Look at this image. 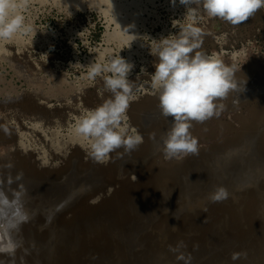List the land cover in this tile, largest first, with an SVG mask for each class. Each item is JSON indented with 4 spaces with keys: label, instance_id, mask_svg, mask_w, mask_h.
Here are the masks:
<instances>
[{
    "label": "rangeland",
    "instance_id": "374dc122",
    "mask_svg": "<svg viewBox=\"0 0 264 264\" xmlns=\"http://www.w3.org/2000/svg\"><path fill=\"white\" fill-rule=\"evenodd\" d=\"M17 3L25 23L31 26L32 31L27 34L18 33L10 41L0 42V124L8 126L12 135L8 142H4L5 145L0 143V162L9 159L15 163L13 176L19 169L23 171L26 177L21 182L28 190L26 206L38 213L33 222L27 223L30 228L26 234L23 233L24 245L30 251V243L35 242V248L40 251L32 249V252L41 256L49 251L43 258L30 251L33 255L26 256V264H177L175 255L167 247L175 246L181 240L187 245L184 251L193 256L192 264H233L230 252L243 249L248 254L247 259L237 261L236 264H264V116L260 115L256 119L262 129L253 127L251 132L257 130L248 138L239 135V139L242 138L240 143L245 146L239 145V151L232 154L230 163H219L217 166L215 158L221 152L216 149L217 152L211 151L214 149L209 146L222 136L217 138L212 134L213 137H207L205 134L207 138L202 137L203 140L199 142V149H204L199 152H204L203 155L187 156L182 161L187 162L193 158L195 164L193 161L187 162L186 168H181L171 179L163 178L164 181L152 179L154 173L150 170L154 167V157L161 156L163 161H168L163 154H155L160 152L157 140L160 139L161 143L162 136L171 127V117L166 119L156 113L147 118L143 128L148 133L144 135L133 125V118L128 111L130 127L137 129L144 137V142L122 159L117 158L114 173L106 171L109 163L91 164L87 156L88 142L77 137L73 131L76 119L85 110L94 109L111 97V93L105 90L102 76L96 77L94 81L87 79L88 68L92 63L104 64L110 58L120 55L135 65L129 76V80L136 86L133 101L157 95L151 87V74L155 71L154 63L158 62V58L150 54V49L162 38L178 35L180 25L192 22L179 0H176L175 6L171 0H17ZM195 26L205 33L199 50L214 54L226 66L234 65L236 68L234 75L239 90L230 92L223 101L227 108L219 119L231 123L235 129L238 123L232 119L234 113L247 117L248 111H256L257 114L260 108L262 114L264 8L249 20L233 26L218 18H209L201 7ZM252 62L253 70H246V66ZM254 62L260 67L255 66ZM141 68L146 71H141ZM243 89L245 92H242ZM236 96L238 104L234 105ZM242 130L245 133L249 129ZM234 131L237 129L229 135L225 133V137L236 134ZM151 133H155L156 140L149 138ZM75 147L81 153L76 161L72 156ZM197 156H201L196 159L199 162L194 160ZM146 171H150V174L144 175L145 179L136 174H144ZM133 174L137 177L136 181L132 178ZM64 177L66 180H62ZM140 182L142 184L137 190L132 188ZM219 185L226 187L235 199L230 197L220 204L210 203L207 197ZM120 190L125 192L116 206L100 204V201H105L102 198H113V191ZM83 204L88 205L89 211ZM98 205L103 208L99 209ZM57 206H62V210L56 211ZM205 208L206 213L201 211ZM50 213H55L54 218L50 226L41 231ZM205 218L206 222H203ZM64 219L69 220L68 224ZM35 230L37 233L40 231V235ZM195 244H198V250H194ZM79 250L81 253H78ZM21 253H17V256H21ZM92 254H98V259L91 260L89 257ZM77 256L80 260L75 259Z\"/></svg>",
    "mask_w": 264,
    "mask_h": 264
},
{
    "label": "clouds",
    "instance_id": "9594fccd",
    "mask_svg": "<svg viewBox=\"0 0 264 264\" xmlns=\"http://www.w3.org/2000/svg\"><path fill=\"white\" fill-rule=\"evenodd\" d=\"M171 2L176 5V0ZM179 4L186 8L192 22L180 25L178 35L162 38L150 49V54L158 58V62L154 63L155 71L151 74V87L158 94L161 115L166 119L172 118L171 127L161 138L158 150L165 160L178 162L189 155L199 154L198 138L191 132L194 123L203 124L213 118L218 119L226 110L223 101L230 92L239 90L234 75L235 66H226L214 54L199 50L205 35L200 27L195 26L200 8L209 18H218L237 26L264 8V0H179ZM31 31L17 0H0V42L10 41L18 33ZM134 67L133 63L118 55L104 64L92 63L88 68L87 79L94 81L102 76L105 90L111 93V97L96 108L85 110L73 126L74 134L88 142L87 156L93 164L107 165L112 153L122 159L144 142V137L128 123L130 102L135 99L133 90L136 86L129 80ZM141 71L146 69L141 68ZM233 104H238V99L233 100ZM0 131L5 135L11 134L4 124H0ZM149 138L155 140V133H151ZM120 149L123 151H118ZM14 168L11 160L0 163V257H6L0 258V264H17V252L20 250L23 255L19 257V264H26L25 257L31 253L29 248L24 247L21 230L38 214L37 210L26 206L28 190L21 182L24 173L21 170L13 176ZM132 178L137 180L134 174ZM230 197L232 194L228 189L219 185L209 193L207 200L223 203ZM60 210L62 206H57L56 211ZM201 211L206 213L207 209ZM54 215L50 213L46 217L41 231L51 224ZM35 247V242H32L30 248ZM186 248L183 240L175 246H168V251L175 254L177 264H192L193 256L184 251ZM197 248L194 245V250ZM247 256V252L241 250L231 253L230 259L236 264L246 260ZM89 258L97 260L98 255L92 254Z\"/></svg>",
    "mask_w": 264,
    "mask_h": 264
},
{
    "label": "bare ground",
    "instance_id": "6f19581e",
    "mask_svg": "<svg viewBox=\"0 0 264 264\" xmlns=\"http://www.w3.org/2000/svg\"><path fill=\"white\" fill-rule=\"evenodd\" d=\"M251 62V61H250ZM252 67H253V62L252 63H249L247 66H246V70L247 69H249V70H251L252 69ZM245 69H244V72H245ZM253 70V69H252ZM247 72V71H246ZM260 85V84H259ZM242 88V87H241ZM261 88V87H260ZM252 89H254V88H252ZM257 89V88H256ZM262 89V88H261ZM246 90V89H245ZM251 90V89H250ZM242 92H245V91H242ZM239 93V92H238ZM235 94V93H234ZM234 98H235V96H233ZM237 97V96H236ZM233 99V98H232ZM236 99V98H235ZM234 99V100H235ZM237 99H238V97H237ZM229 103H230V101H229ZM243 104V103H242ZM233 106V105H232ZM236 106H238V105H236ZM227 108V107H226ZM262 108V107H261ZM236 109V108H235ZM235 109H233L232 111H234ZM258 113L256 114V111H248L246 114H247V117H244L242 114H236V113H234L233 115H232V119L236 122V124L238 123V125L236 126V128L235 129H237V131H239V132H237V131H234V132H236V134H232V135H230V137H228V136H226L225 137V133H230L231 131H233V130H235L233 127H235V126H233L231 123H229V122H225V121H223V120H220L219 118L218 119H216V118H213V119H211L210 121L213 123L212 125H214V126H211V123L209 122V121H206L205 123H203V124H199V123H194V127L191 129V132L193 133V134H195L194 136L195 137H197L198 138V141L200 142L201 141V139H202V137H213V135H214V137H219V136H222V138L221 139H217L216 140V143H214V144H210L211 146H209L211 149L213 148L214 150H211V151H220L221 153H218L217 155H216V158L215 159H217V166H219L218 164L219 163H221V164H224V165H226L227 164V162H229L230 161V159H232V154L235 152V151H239L238 149H239V145H243V146H245V144H243V143H240V139H242L243 137H245V138H248L254 131H256L258 128H260V124L261 123H258L257 122V117H259L260 115H262V116H264V111H262V114H261V109L259 108L258 109ZM229 112V111H228ZM224 113V112H223ZM246 116V115H245ZM256 123H258V124H256ZM202 126H203V128H202ZM214 127V128H213ZM257 128V129H255L254 131H250V130H253L254 128ZM262 127H264V125H262ZM253 128V129H252ZM208 130V131H205V130ZM242 129H245V130H247V129H249V130H247L245 133H244V131L242 130ZM260 129H262V128H260ZM155 130H156V128H155ZM227 131V132H224V131ZM198 131H200V132H198ZM262 131V130H261ZM164 133V132H163ZM166 133V132H165ZM243 133V134H242ZM260 133V132H259ZM258 133V134H259ZM205 134H206V136H205ZM213 134V135H212ZM244 134H246V136H243ZM262 134H264V133H262ZM261 134V135H262ZM145 135V134H144ZM218 135V136H217ZM229 135V134H228ZM239 135L240 136H242V138H240L239 139ZM12 137V135L10 134L9 136L8 135H5L2 131H0V143H3L4 144V142L5 141H9L10 140V138ZM161 136V135H160ZM255 136V135H254ZM256 136H258V135H256ZM163 137V136H162ZM206 137V138H207ZM260 137H262V136H260ZM206 138H204V140L206 141ZM251 138H252V136H251ZM13 139V138H12ZM210 139V138H209ZM209 139H207V140H209ZM253 139V138H252ZM262 139H264V138H262ZM156 140V139H155ZM160 140V139H159ZM159 140H157L158 141V146H160V142H159ZM203 140V139H202ZM146 141V140H145ZM210 141V140H209ZM243 141H246V140H243ZM249 141V140H248ZM247 141V142H248ZM262 141H264V140H262ZM6 142V143H7ZM245 143V142H244ZM262 143V142H261ZM2 144V145H3ZM5 145V144H4ZM11 145V144H10ZM142 146V145H141ZM249 146V145H248ZM146 147V146H145ZM157 148V147H156ZM216 149V150H215ZM204 150V149H203ZM202 149L200 150V151H203ZM209 151H210V149H208ZM119 151V150H118ZM208 151V152H209ZM216 151V152H217ZM17 153V152H16ZM136 153V152H135ZM140 153H141V151H140ZM200 153V152H199ZM204 153V152H203ZM203 153L201 154V156L203 155ZM207 153V152H206ZM237 153V152H236ZM239 153H241V152H239ZM261 153V152H260ZM80 150L78 149V147H75V149H73V153H72V156H74V158H75V161H76V159H78L79 157H80ZM133 154V153H132ZM162 153H156L155 155H161ZM262 154H264V153H262ZM17 156H19V153H17L16 154ZM235 155V154H234ZM252 155H253V153H252ZM14 156V155H13ZM13 156H11V157H13ZM199 156V155H198ZM198 156L197 157H194L195 159L194 160H196V159H199L198 158ZM220 156V157H219ZM22 157V156H21ZM21 157H19L21 160L23 159V158H25L24 156H23V158H21ZM135 157V156H134ZM215 157V156H214ZM241 157V156H240ZM152 159V158H151ZM189 159V158H188ZM238 159L240 160V158L238 157ZM9 160V159H8ZM17 160V159H16ZM184 160V159H183ZM185 160H186V158H185ZM190 160V159H189ZM187 161V162H191V161H193V158H192V160H190V161ZM238 160V161H239ZM3 161V160H2ZM5 161V160H4ZM12 161V160H11ZM14 161V160H13ZM114 161V162H113ZM122 161V160H121ZM124 161V160H123ZM134 161V160H133ZM147 161V160H146ZM197 161V160H196ZM201 161V160H200ZM232 161V160H231ZM230 161V162H231ZM237 161V160H236ZM254 161V160H253ZM256 161V160H255ZM15 162V161H14ZM116 162H117V158H116V154L115 153H112V154H110V161H109V164H108V168H107V172H110V173H114L115 172V169H116ZM120 162V161H119ZM137 162H140V161H137ZM177 162V161H176ZM175 161H173V160H168L167 162H165V161H163L162 160V158H161V156H158V157H154V161H152V163H153V165H154V167L153 168H151V172H153L154 173V176H153V178L152 179H154L155 181H157V180H162V181H164V179L163 178H166L167 180H168V178H172V177H175L174 175L176 174V172H179V170L181 169V168H186L187 167V162L186 161H182V162H178V163H176ZM197 162H199V161H197ZM202 162V161H201ZM229 162V163H230ZM1 163V162H0ZM18 163V162H17ZM133 163V162H132ZM145 163V162H144ZM193 163H194V161H193ZM239 163H240V161H239ZM15 164V163H14ZM24 164H26V163H24ZM28 164H29V162H28ZM36 164V163H35ZM91 164H93V163H91ZM90 163H89V165H91ZM136 164V163H135ZM195 164V163H194ZM16 165H21V164H16ZM98 165V164H97ZM197 165V164H196ZM232 165H233V163H232ZM33 166V168H34V165H32ZM31 166V167H32ZM83 166V165H82ZM86 166H88V165H86ZM100 166V165H99ZM98 166V167H99ZM141 166V165H140ZM186 166V167H185ZM214 166V165H213ZM237 166V165H236ZM36 167V166H35ZM81 167V166H80ZM84 167V166H83ZM89 167V166H88ZM96 167L97 166H95V168L94 169H96ZM221 167V166H220ZM219 167V168H220ZM18 168H20V167H18ZM17 168V169H18ZM41 168V167H40ZM46 168V167H45ZM82 168V167H81ZM80 168V169H81ZM120 168V167H119ZM218 168V167H217ZM22 169V168H21ZM85 169V168H84ZM84 169H81V170H84ZM16 170V169H15ZM39 169H37V171H38ZM51 170V169H50ZM53 171H54V169H52ZM51 170V171H52ZM87 170V169H86ZM91 170V169H90ZM102 170V169H101ZM100 170V171H101ZM18 171H20V169L18 170ZM29 171V170H28ZM33 171V170H32ZM137 171V170H136ZM150 171L148 172V171H146L144 174H138L137 172H136V174L139 176L140 175V177H144V179H145V177L146 176H144V175H149L150 174ZM215 171V170H214ZM31 172V171H30ZM29 172V173H30ZM42 172V171H41ZM40 171H39V173H41ZM135 172V171H134ZM235 172V171H234ZM240 172H241V170H240ZM32 173V172H31ZM38 173V172H37ZM67 173V172H66ZM14 174V173H13ZM45 174V173H44ZM44 174H43V176H44ZM180 174V173H179ZM37 175V174H36ZM40 175V174H39ZM47 175V174H46ZM108 175V174H107ZM233 175V174H232ZM25 176V175H24ZM30 176V175H29ZM33 176V175H32ZM31 176V177H32ZM50 176H51V174H50ZM126 176V175H125ZM26 177V176H25ZM37 177L39 178V176L37 175ZM42 177V176H41ZM48 177V176H47ZM107 177V176H106ZM222 177V176H221ZM46 178V177H45ZM51 178V177H50ZM117 178V177H116ZM247 178V177H246ZM54 179H56V178H54ZM210 179V178H209ZM61 180V179H60ZM71 180V179H70ZM115 180V179H114ZM121 180V179H120ZM119 180V181H120ZM141 180V179H140ZM142 180H143V178H142ZM39 181V180H38ZM127 181V180H126ZM187 181V180H186ZM114 182V181H113ZM159 182V181H158ZM180 182V181H179ZM214 182V181H213ZM66 183V182H65ZM130 183V182H129ZM219 183V182H218ZM233 183V182H232ZM244 183V182H243ZM115 184V183H114ZM119 184V183H118ZM141 184H142V182H140V183H136L135 185H134V187H132V188H134V189H138L140 186H141ZM145 184V183H144ZM149 184H151L150 182H149ZM153 184V183H152ZM156 184H158V183H156ZM177 184H179V183H177ZM176 184V186H177V188H178V185ZM127 185V184H126ZM133 185V184H132ZM240 185V184H239ZM243 185V184H242ZM121 186H123V185H121ZM244 186V185H243ZM249 186V185H248ZM119 187V186H118ZM232 187V186H231ZM122 188H124V187H122ZM127 188V187H126ZM229 188V187H228ZM118 189V188H117ZM143 189H144V186H143ZM162 189V188H161ZM247 189V188H246ZM116 190V189H115ZM141 190V189H140ZM158 190V189H157ZM156 190V191H157ZM160 190V189H159ZM163 190L165 191V189L163 188ZM194 190V189H193ZM192 190V191H193ZM139 191V190H138ZM173 191V190H172ZM179 191V190H178ZM257 191V190H256ZM69 192V191H68ZM103 192V191H102ZM113 192H115L114 193V196L113 195H111V196H113V198H110V199H106V198H102V199H105V201L104 200H102V201H100V204L102 205V204H115V206H116V204H118L119 203V200L120 199H122L121 197H123L122 195L124 194L123 192H125V191H123V190H120V191H113ZM134 192V191H133ZM155 192V191H154ZM153 192V193H154ZM195 192V191H194ZM158 193V192H157ZM176 193V192H175ZM253 193V192H252ZM251 193V194H252ZM108 194V193H107ZM141 194V193H140ZM173 194V193H172ZM136 195V194H135ZM194 195V194H193ZM203 195V194H202ZM253 195V194H252ZM255 195V194H254ZM253 195V196H254ZM39 196V195H38ZM87 196V195H86ZM106 196V195H105ZM171 196V195H170ZM175 196V195H174ZM194 196H196V195H194ZM56 197V196H55ZM64 197V196H63ZM70 197V196H69ZM106 197H108V196H106ZM128 197V196H127ZM164 197V196H163ZM186 197V196H185ZM198 197V196H197ZM35 198V197H34ZM85 198V197H84ZM199 198V197H198ZM37 199V198H36ZM125 199H126V197H125ZM151 199V198H150ZM154 200H155V198H153ZM162 199V198H161ZM256 199V198H255ZM185 200V199H184ZM190 200V199H189ZM40 201V200H39ZM75 201V200H74ZM84 201H85V199H84ZM122 201V200H121ZM134 201V200H133ZM158 201V200H157ZM163 201V200H162ZM202 201V200H201ZM51 202V201H50ZM79 202V201H78ZM86 202V201H85ZM136 202V201H135ZM138 202V201H137ZM173 202V201H172ZM252 202V201H251ZM255 202V201H254ZM49 203V202H48ZM99 203V202H98ZM130 203V202H129ZM79 204H80V202H79ZM121 204V203H120ZM126 204V203H125ZM131 204V203H130ZM137 204V203H136ZM218 204H220V203H218ZM35 205V204H34ZM78 205V204H77ZM83 205H85V204H83ZM97 205V204H96ZM101 205L99 206L100 208L99 209H102L101 208ZM132 205V204H131ZM150 205V204H149ZM156 205H158L157 203H156ZM164 205V204H163ZM173 205V204H172ZM199 205V204H198ZM225 205V204H224ZM244 205V204H243ZM251 205H254V204H251ZM82 206V205H81ZM86 207L88 206V205H85ZM102 206H104V205H102ZM138 206V205H137ZM153 206V205H152ZM151 206V207H152ZM181 206V205H180ZM250 206V205H249ZM78 207H80V206H78ZM85 207V208H86ZM150 207V206H149ZM179 207V206H178ZM203 207V206H202ZM82 208L84 209V207L82 206ZM91 208V207H90ZM93 208H95V207H93ZM139 208V207H138ZM137 208V209H138ZM212 208V207H211ZM219 208V207H218ZM217 208V209H218ZM74 209H77V208H75L74 207ZM73 209V210H74ZM96 209V208H95ZM105 209V208H104ZM162 209V208H161ZM193 209V208H192ZM215 209V208H214ZM226 209V208H225ZM250 209V208H249ZM248 209V210H249ZM254 209V208H253ZM257 209V208H256ZM72 210V209H71ZM78 210V209H77ZM77 210H75V211H77ZM80 210H82V209H80ZM87 211H89V208L87 207V209H86ZM94 210V209H93ZM93 210H92V212H93ZM115 210V209H114ZM146 210V209H145ZM144 210V211H145ZM157 210V209H156ZM155 210V211H156ZM160 210V209H159ZM231 210V209H230ZM262 210H264V209H262ZM84 211V210H83ZM95 211V210H94ZM97 211V210H96ZM99 211V210H98ZM116 211V210H115ZM119 211V210H118ZM163 211V210H162ZM253 211V210H252ZM47 212V211H46ZM74 212V211H73ZM79 212V211H78ZM81 212V211H80ZM109 212V211H108ZM164 212V211H163ZM254 212V211H253ZM167 213V212H166ZM171 213V212H170ZM201 213V212H200ZM199 213V214H200ZM243 213V212H242ZM247 213H249L248 211H247ZM251 213V212H250ZM72 214V213H71ZM79 214V213H78ZM85 214V213H84ZM87 214V213H86ZM147 214V213H146ZM161 214V213H160ZM186 214V213H185ZM233 214V213H232ZM253 214V213H252ZM49 215V214H48ZM60 215V214H59ZM68 215V214H67ZM109 215V214H108ZM111 215V214H110ZM170 215V214H169ZM237 215V214H236ZM243 215V214H242ZM251 215V214H250ZM72 216V215H71ZM76 216V215H75ZM184 216V215H183ZM192 216V215H191ZM222 216V215H221ZM232 216V215H231ZM63 216H61L60 218H62ZM113 217V216H112ZM166 217V216H165ZM64 218V217H63ZM62 218V219H63ZM67 218V217H66ZM73 218V217H72ZM75 218V217H74ZM77 218V217H76ZM229 218V217H228ZM253 218H254V216H253ZM61 219V220H62ZM81 219V218H80ZM189 219V218H188ZM213 219V218H212ZM231 219V218H230ZM234 219V218H233ZM66 219H64V221H65ZM69 220H70V218H69ZM69 220L67 221V222H65V223H67L68 224V222H69ZM74 220V219H73ZM209 220V219H208ZM236 220V219H235ZM256 220V219H255ZM35 221V220H34ZM58 221V220H57ZM194 221V220H193ZM217 221V220H216ZM249 221V220H248ZM33 222V221H32ZM62 222H63V220H62ZM74 222H76V221H74ZM184 222V221H183ZM211 222V221H210ZM221 222V221H220ZM64 223V224H65ZM143 223V222H142ZM172 223V222H171ZM170 223V224H171ZM223 223V222H222ZM29 224V223H28ZM28 224H24L23 226H22V230H21V235L23 236L24 234L23 233H27V231H28V229L30 228V225H28ZM62 224V223H61ZM73 224V223H72ZM193 224V223H192ZM237 224V223H236ZM252 224V223H251ZM257 224V223H256ZM37 225V224H36ZM58 225V224H57ZM63 225V224H62ZM168 225V224H167ZM219 225V224H218ZM233 225H235V224H233ZM232 225V226H233ZM262 225H264V224H262ZM50 226V225H49ZM60 226V225H59ZM171 226V225H170ZM249 226V225H248ZM260 226V225H259ZM87 227V226H86ZM172 227V226H171ZM180 227H181V225H180ZM214 227V226H213ZM224 227V226H223ZM234 227V226H233ZM38 228V227H37ZM81 228V227H80ZM170 228V227H169ZM237 228V227H236ZM240 228V227H239ZM47 229V228H46ZM82 229V228H81ZM159 229H161V228H159ZM185 229V228H184ZM249 229V228H248ZM34 230V229H33ZM55 230V229H54ZM84 230V229H83ZM97 230V229H96ZM153 230V229H152ZM227 230V229H226ZM239 230H241V229H239ZM243 230V229H242ZM250 230V229H249ZM116 231V230H115ZM181 231V230H180ZM183 231V230H182ZM202 231H203V229H202ZM213 231V230H212ZM231 231V230H230ZM38 232V231H37ZM36 232V230H35V233H37ZM45 232V231H44ZM73 232V231H72ZM83 232V231H82ZM105 232V231H104ZM205 232V231H204ZM203 232V233H204ZM235 232V231H234ZM237 232V231H236ZM32 233H34V231L32 232ZM31 233V234H32ZM34 233V234H35ZM39 233H40V231H39ZM39 233H37V234H39ZM198 233H199V231H198ZM78 234V233H77ZM202 234V233H201ZM228 234V233H227ZM243 234H244V232H243ZM247 234V233H246ZM40 235V234H39ZM47 235V234H46ZM49 235H51V234H49ZM182 235V234H181ZM180 235V236H181ZM184 235V234H183ZM203 235V234H202ZM201 235V236H202ZM216 235V234H215ZM234 235H236V234H234ZM256 235V234H255ZM30 236V235H29ZM33 236V235H32ZM42 236V235H41ZM41 236H38V237H41ZM43 236H45V235H43ZM59 236V235H58ZM75 236V235H74ZM95 236V235H94ZM102 236V235H101ZM25 237V236H24ZM36 237H37V235H36ZM46 237V236H45ZM54 237V236H53ZM66 237V236H65ZM110 237V236H109ZM160 237V236H159ZM163 237V236H162ZM188 237V236H187ZM195 237V236H194ZM196 237H197V235H196ZM195 237V238H196ZM225 237V236H224ZM42 238V237H41ZM48 238V237H47ZM70 238V237H69ZM85 238V237H84ZM88 238V237H87ZM86 238V239H87ZM91 238V237H90ZM180 238V237H179ZM184 238V237H183ZM200 238V237H199ZM38 239V238H37ZM49 239V238H48ZM55 239V238H54ZM80 239V238H79ZM158 239V238H157ZM175 239H176V237H175ZM188 239H190V238H188ZM36 240V239H35ZM56 240V239H55ZM54 240V241H55ZM67 240V239H66ZM104 240V239H103ZM161 240V239H160ZM185 240V239H184ZM187 240V239H186ZM198 240V239H197ZM203 240V239H202ZM39 241H40V239H39ZM42 241H43V239H42ZM84 241V240H83ZM95 241V240H94ZM109 241V240H108ZM164 241V240H163ZM162 241V242H163ZM170 241V240H169ZM190 241H191V239H190ZM193 241V240H192ZM191 241V242H192ZM195 241V240H194ZM199 241H200V239H199ZM208 241V240H207ZM250 241V240H249ZM59 242V241H58ZM85 242V241H84ZM87 242H88V240H87ZM167 242V241H166ZM197 242V241H196ZM201 242V241H200ZM199 242V243H200ZM204 242V241H203ZM32 243V242H31ZM30 243V244H31ZM38 243V242H37ZM176 243V242H175ZM27 244V243H26ZM74 244V243H73ZM79 244V243H78ZM84 244V243H83ZM83 244H81V245H83ZM89 243H87V245H88ZM91 244V243H90ZM102 244V243H101ZM137 244V243H136ZM171 244V243H170ZM192 244V243H191ZM201 244V243H200ZM60 245V244H59ZM58 245V246H59ZM80 245V246H81ZM94 245V244H93ZM143 245V244H142ZM24 246H26V245H24ZM43 246V245H42ZM41 246V247H42ZM57 246V247H58ZM63 246V245H62ZM70 246H72V245H70ZM84 246H86V244H84ZM193 246V245H192ZM195 246H196V244H195ZM197 246H198V244H197ZM256 246V245H255ZM28 246H26V248H27ZM37 247V246H36ZM73 247V246H72ZM90 247V245L88 246V248ZM93 247V246H92ZM105 247V246H104ZM107 247V246H106ZM105 247V248H106ZM110 247V246H109ZM190 246H188V248H189ZM194 247V246H193ZM220 247V246H219ZM39 248V247H38ZM79 248V247H78ZM81 248V247H80ZM168 248V247H167ZM191 248V250H192V247H190ZM55 249V248H54ZM83 249V248H82ZM81 249V250H82ZM86 248H84V250H85ZM107 249V248H106ZM105 249V250H106ZM187 249V248H186ZM200 249V248H199ZM34 250V249H33ZM32 249H30V251L32 252L33 251ZM36 250H39V249H36L35 248V251ZM49 250V249H48ZM47 250V251H48ZM74 250V249H73ZM81 250H79V252L78 253H81ZM189 250V249H188ZM198 250V249H197ZM216 250V249H215ZM244 250V249H243ZM250 250V249H249ZM34 251V252H35ZM40 251V250H39ZM113 251V250H112ZM155 251V250H154ZM222 251V250H221ZM224 251V250H223ZM22 252V250H20V251H18L17 253H21ZM34 252H32V253H34ZM41 252H42V250H41ZM49 252V251H48ZM48 252H47V254H48ZM66 252V251H65ZM71 252V251H70ZM185 252H186V250H185ZM36 253V256H39V257H41V258H43V256H46V255H43V256H41V254L39 255V253H37V252H35ZM72 253H73V251H72ZM71 253V254H72ZM189 253V252H188ZM22 255H23V253H21ZM45 254V253H44ZM67 254V253H66ZM70 254V255H71ZM74 254H76V252L74 253ZM172 254V253H171ZM230 254H231V252H230ZM31 255V254H30ZM33 255V254H32ZM32 255L31 256H29V257H32ZM60 255V254H59ZM69 255V256H70ZM77 255V254H76ZM98 255V254H97ZM175 255V254H174ZM20 255H18L17 257H19ZM35 256V255H34ZM62 256H64V255H62ZM68 256V255H67ZM68 256V257H69ZM72 256H73V254H72ZM83 256V255H82ZM217 256V255H216ZM38 257V258H39ZM51 257V256H50ZM54 257V256H53ZM163 257V256H162ZM0 258H5L6 259V257H0ZM26 258V257H25ZM28 258V257H27ZM64 258H65V256H64ZM64 258H62V259H64ZM71 258V257H70ZM69 258V259H70ZM84 258V257H83ZM155 258V257H154ZM18 259V258H17ZM29 259V258H28ZM53 259V258H52ZM55 259V258H54ZM75 259H79L80 260V258H79V256H77V257H75ZM175 259V258H174ZM174 259H173V262H174ZM33 260V259H32ZM38 260V259H37ZM43 260V259H42ZM44 260H46V259H44ZM59 260H60V258H59ZM58 260V261H59ZM64 260H66V258L64 259ZM71 260V259H70ZM259 260V259H258ZM52 261V260H51ZM69 261V260H68ZM73 261H74V259H73ZM82 261V260H81ZM80 261V262H81ZM163 261H164V259H163ZM166 261V260H165ZM262 261H264V260H262ZM38 262V261H37ZM42 262V261H41ZM47 262V261H46ZM53 262H54V260H53ZM85 262V261H84ZM126 262V261H125ZM129 262V261H128ZM19 262H17V264H18ZM33 262H31V264H32ZM43 263V262H42ZM45 263V262H44ZM58 263V262H57ZM92 263V262H91ZM117 263V262H116ZM121 263V262H120ZM167 263H168V261H167ZM51 264H52V262H51ZM55 264H56V262H55ZM60 264H61V262H60ZM69 264V263H68ZM101 264V263H100ZM133 264V263H132ZM164 264V263H163Z\"/></svg>",
    "mask_w": 264,
    "mask_h": 264
},
{
    "label": "water",
    "instance_id": "95a60500",
    "mask_svg": "<svg viewBox=\"0 0 264 264\" xmlns=\"http://www.w3.org/2000/svg\"><path fill=\"white\" fill-rule=\"evenodd\" d=\"M255 64L260 67L258 63L254 62V65ZM158 103V94L155 97H147L138 101H132L130 103L129 114L133 118V125L140 130V133H148L147 130L143 128V122H145L147 118L156 113L161 114L160 110L157 109Z\"/></svg>",
    "mask_w": 264,
    "mask_h": 264
}]
</instances>
